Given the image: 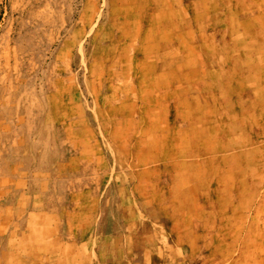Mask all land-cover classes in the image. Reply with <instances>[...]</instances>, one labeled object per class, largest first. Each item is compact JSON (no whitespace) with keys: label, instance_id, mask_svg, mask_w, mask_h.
I'll return each instance as SVG.
<instances>
[{"label":"rangeland","instance_id":"obj_1","mask_svg":"<svg viewBox=\"0 0 264 264\" xmlns=\"http://www.w3.org/2000/svg\"><path fill=\"white\" fill-rule=\"evenodd\" d=\"M24 171L66 244L17 252L0 195V264H264V0H0V188Z\"/></svg>","mask_w":264,"mask_h":264},{"label":"crops","instance_id":"obj_2","mask_svg":"<svg viewBox=\"0 0 264 264\" xmlns=\"http://www.w3.org/2000/svg\"><path fill=\"white\" fill-rule=\"evenodd\" d=\"M46 186L47 183L38 180L35 182L28 172L24 171L21 177L8 178L7 184L0 188L2 201L6 202V207L13 212L4 223L8 226L7 230L2 229V232L10 237H19L23 247H17V252H57L62 250L61 245L66 244L62 230L63 221L56 209V200ZM21 218L22 226L17 231L13 230L12 226Z\"/></svg>","mask_w":264,"mask_h":264}]
</instances>
